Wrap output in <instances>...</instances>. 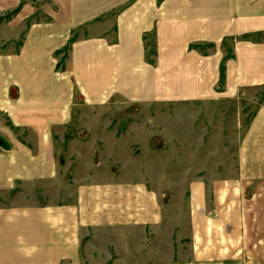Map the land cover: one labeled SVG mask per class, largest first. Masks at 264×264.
<instances>
[{
    "label": "crops",
    "instance_id": "crops-1",
    "mask_svg": "<svg viewBox=\"0 0 264 264\" xmlns=\"http://www.w3.org/2000/svg\"><path fill=\"white\" fill-rule=\"evenodd\" d=\"M0 16V264H264V104L235 179L192 181L186 230L184 209L128 177L79 184L72 202L8 201L57 180L77 105L264 88V0H0Z\"/></svg>",
    "mask_w": 264,
    "mask_h": 264
},
{
    "label": "rangeland",
    "instance_id": "rangeland-1",
    "mask_svg": "<svg viewBox=\"0 0 264 264\" xmlns=\"http://www.w3.org/2000/svg\"><path fill=\"white\" fill-rule=\"evenodd\" d=\"M5 19L0 16V23ZM230 44L223 45L227 56ZM262 104L264 88L204 102L128 104L116 97L101 106L77 105L71 126L55 143L57 180L18 188L8 201L72 202L79 184L128 177L135 180L129 184L151 193L160 209H184L186 230L192 181L209 186L213 180L235 179L241 136Z\"/></svg>",
    "mask_w": 264,
    "mask_h": 264
}]
</instances>
